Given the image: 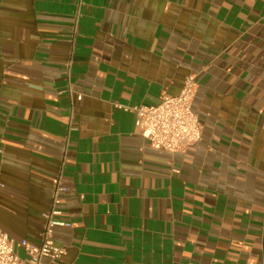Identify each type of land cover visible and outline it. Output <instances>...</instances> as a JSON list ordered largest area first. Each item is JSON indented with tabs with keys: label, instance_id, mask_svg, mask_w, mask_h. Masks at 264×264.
Wrapping results in <instances>:
<instances>
[{
	"label": "crops",
	"instance_id": "obj_1",
	"mask_svg": "<svg viewBox=\"0 0 264 264\" xmlns=\"http://www.w3.org/2000/svg\"><path fill=\"white\" fill-rule=\"evenodd\" d=\"M189 73L201 139L154 149L122 107ZM59 171L72 226L44 264H264V0H0V229L15 243L41 242Z\"/></svg>",
	"mask_w": 264,
	"mask_h": 264
},
{
	"label": "built area",
	"instance_id": "obj_2",
	"mask_svg": "<svg viewBox=\"0 0 264 264\" xmlns=\"http://www.w3.org/2000/svg\"><path fill=\"white\" fill-rule=\"evenodd\" d=\"M196 89V75L189 73L178 93H164L153 104L122 108L132 109L136 113L137 131L152 148L171 153L184 151L197 143L202 136V123L192 109ZM80 97L81 94L78 93L77 99ZM66 190L62 181V172L59 171L49 208L43 214L44 222L39 244L26 239L15 243L0 229V264H44L43 258L56 261L65 253L64 247L55 242L53 233L56 227L72 226L70 221L63 219L64 211L60 207L61 195ZM16 246L22 249L23 257L16 252Z\"/></svg>",
	"mask_w": 264,
	"mask_h": 264
},
{
	"label": "rangeland",
	"instance_id": "obj_3",
	"mask_svg": "<svg viewBox=\"0 0 264 264\" xmlns=\"http://www.w3.org/2000/svg\"><path fill=\"white\" fill-rule=\"evenodd\" d=\"M18 254H19V256H20V257H23V253H21V252H18Z\"/></svg>",
	"mask_w": 264,
	"mask_h": 264
}]
</instances>
